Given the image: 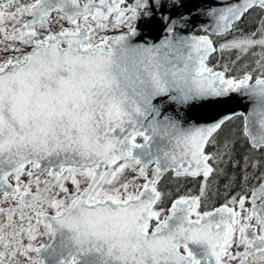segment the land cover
<instances>
[{
	"label": "snow or ice",
	"instance_id": "obj_1",
	"mask_svg": "<svg viewBox=\"0 0 264 264\" xmlns=\"http://www.w3.org/2000/svg\"><path fill=\"white\" fill-rule=\"evenodd\" d=\"M173 6L180 0H0V52H12L0 62V264H46L41 253L53 252L54 231L66 225L78 232L81 223L64 264H264V108L237 114L235 96L244 89L264 94V51L252 53L261 57L255 68L241 71L248 65L240 64L251 49L264 50V20L259 38L242 34L218 48L208 35L192 37L195 71L184 99L208 114L170 151L137 155L150 140L136 125L143 109L102 73L84 117L99 125L94 140L25 132L26 99L14 85L42 54L89 53L102 65L114 46L139 34L135 22H167L174 31L177 21L161 12ZM256 9L264 11V0H222L205 10L215 21L205 30L236 31ZM156 91L166 94L167 85ZM166 173L177 191L193 190L173 199L158 187ZM213 198L220 206L209 209ZM56 248L63 252L62 239Z\"/></svg>",
	"mask_w": 264,
	"mask_h": 264
},
{
	"label": "clouds",
	"instance_id": "obj_2",
	"mask_svg": "<svg viewBox=\"0 0 264 264\" xmlns=\"http://www.w3.org/2000/svg\"><path fill=\"white\" fill-rule=\"evenodd\" d=\"M188 56L189 51L157 53L114 46L101 65L89 53L50 50L42 54L37 67L25 73L14 85L17 94L26 99L25 132L52 138L67 131L69 136L86 135L94 140L100 134L99 125L84 117H90L92 98L89 93L93 91L98 74L112 80L117 90L129 99H136L145 88L156 89L160 82L167 85L168 92L173 87L185 91L192 86L195 71V66L189 67ZM176 57H184V62L178 63ZM182 106L188 107L189 104ZM148 135L150 140L138 150L144 158L155 155L161 141H170L167 147H163V151H170L179 136L163 127L150 131ZM77 220L79 223L80 218ZM63 229H67L68 234L62 239L65 248L61 253L56 244ZM83 230L81 223L78 232L66 225L54 231L49 241L53 264H64L69 259L76 247L75 236Z\"/></svg>",
	"mask_w": 264,
	"mask_h": 264
},
{
	"label": "water",
	"instance_id": "obj_3",
	"mask_svg": "<svg viewBox=\"0 0 264 264\" xmlns=\"http://www.w3.org/2000/svg\"><path fill=\"white\" fill-rule=\"evenodd\" d=\"M132 2L134 3L135 0ZM220 6H222V0H180L179 7L173 6L171 9L162 8L161 10L163 15L177 21L171 26L174 31L169 30L170 25L167 22H162L155 28L145 27L141 22H135L139 34L129 37L123 45L117 47L133 51L149 50L157 53L162 51L169 53L190 51L192 37L200 35H208L213 40V46L217 47L213 37L224 35L218 36L205 30H211L215 24L214 13L205 12V10ZM180 17L187 19L180 20ZM114 34H121V32L109 35ZM184 59V57H176L178 63H183ZM193 66H195L194 56L189 67ZM235 96L237 114H246L254 109L264 108V94L244 89L235 93ZM136 100L143 109V114L136 116V125L140 130L147 133L160 127L171 129L174 134L186 133L191 131L195 125L202 124L208 114L206 110L196 107H183L182 105L188 103L184 99L183 91L175 87L170 88L166 94L159 93L151 87L145 88L140 91ZM138 143H143V141ZM168 143L170 141L167 143L161 141L160 145L157 146L156 154L162 153L163 147H167ZM137 155L142 156L143 153L138 151ZM67 234L68 230L63 229L60 239H63ZM41 257L46 261V264H53L49 251H42Z\"/></svg>",
	"mask_w": 264,
	"mask_h": 264
},
{
	"label": "trees",
	"instance_id": "obj_4",
	"mask_svg": "<svg viewBox=\"0 0 264 264\" xmlns=\"http://www.w3.org/2000/svg\"><path fill=\"white\" fill-rule=\"evenodd\" d=\"M264 20V11H261L259 9H256L252 12L251 15L247 16V18L243 19L241 23H239V28L236 31H231L229 33H227L224 36L221 37H216L214 38L216 44H217V48L219 47L220 44L222 43H226V42H230L231 40H233L234 38H238L239 36H241L242 34H252V33H257L256 38H259V32L258 29L261 28V21ZM64 27H67L68 25H65V23H63ZM111 31H118V30H109V32ZM201 32V31H199ZM30 50V49H28ZM264 50H262L259 47H256L254 49H251L249 51V53L242 59V61L240 62V64H247L248 65V69H243L241 68V71H245V70H251L253 68L256 67V62L261 60V57L259 55H252L253 52L255 53H260ZM3 56H10L12 55V52L9 51V53H3L0 52ZM232 59H234V55L232 56ZM220 62H224L223 58L221 59ZM264 62V61H261ZM217 62L214 60H210L209 64L210 66H212L213 64H216ZM239 67V65H238ZM258 76V73H254L253 74V80H255ZM237 123H239V121H237ZM142 138L138 137L137 141H141ZM170 174L165 176V179L161 182V184L159 185L160 188H162L164 191L166 192H170L172 193V195L174 196H179L180 194H183L186 190H193V186L188 184L186 185L185 188H181L179 191H177V183L175 178L172 179H168ZM221 201L216 200L215 198L209 200L206 202L207 207L210 209L212 207H218L220 206ZM202 210H204L202 208Z\"/></svg>",
	"mask_w": 264,
	"mask_h": 264
},
{
	"label": "rangeland",
	"instance_id": "obj_5",
	"mask_svg": "<svg viewBox=\"0 0 264 264\" xmlns=\"http://www.w3.org/2000/svg\"><path fill=\"white\" fill-rule=\"evenodd\" d=\"M63 23H65V25H68V23H67L66 21L63 22ZM67 27H70V25H68ZM67 27H65V28H67ZM57 30H58V29H57ZM118 31H120V30H118ZM122 31H127V29H123ZM112 32H115V31H111V32L108 31V32L105 33V34H109V33H112ZM10 57H11V55L5 57V56H3V55L0 53V62H2L3 59L10 58ZM138 142H139V141H138ZM153 167H154V166H153ZM150 171H151V169H150ZM140 182L142 183L143 181L140 180ZM66 186L69 188V191H70V192L73 190V187H74V186H72L70 182H67V183H66ZM48 214H54V210H49ZM47 241H48L47 237H44L42 242H47Z\"/></svg>",
	"mask_w": 264,
	"mask_h": 264
},
{
	"label": "flooded vegetation",
	"instance_id": "obj_6",
	"mask_svg": "<svg viewBox=\"0 0 264 264\" xmlns=\"http://www.w3.org/2000/svg\"><path fill=\"white\" fill-rule=\"evenodd\" d=\"M132 1H133V0H132ZM115 32H118V31H115ZM112 33H114V32H112ZM177 197H178V196H174V195H172V198H173V199H175V198H177ZM167 206H170V202H167V201H166V207H167ZM246 206H247V205H246ZM47 242H48V241H47Z\"/></svg>",
	"mask_w": 264,
	"mask_h": 264
}]
</instances>
